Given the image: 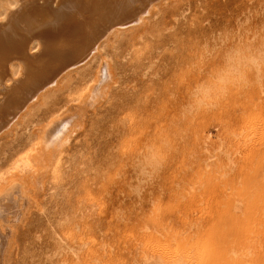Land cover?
Returning a JSON list of instances; mask_svg holds the SVG:
<instances>
[{"label": "rangeland", "instance_id": "374dc122", "mask_svg": "<svg viewBox=\"0 0 264 264\" xmlns=\"http://www.w3.org/2000/svg\"><path fill=\"white\" fill-rule=\"evenodd\" d=\"M60 1L0 26V172L39 144L59 156L0 184L17 200L0 264H264V72L214 87L231 54L264 52V0H97L86 18Z\"/></svg>", "mask_w": 264, "mask_h": 264}, {"label": "bare ground", "instance_id": "6f19581e", "mask_svg": "<svg viewBox=\"0 0 264 264\" xmlns=\"http://www.w3.org/2000/svg\"><path fill=\"white\" fill-rule=\"evenodd\" d=\"M20 1L23 2L25 0H20ZM20 1L19 0L13 1L10 4V6H8L7 9L3 11V13L1 14L2 19H6V22L4 20H1L0 26H3V27L7 26L8 29H14L15 28L14 30H16L17 22L15 19L12 20V13H14L17 10V8L23 4V3L20 4ZM57 1L58 0H33V3H27L26 5H23L20 8H22L21 12H23V10H25V6H27V5H29L30 7L40 6V7H46V8H48V10L49 9L55 10V7L52 6V4L54 2H57ZM96 1L97 0H81V1L78 0V2L74 6H72V9H75L77 7V4L79 3L78 10L74 14V16L77 18L85 17V14L87 12L91 13L92 10L90 9L91 8L90 6L92 5V3L95 5ZM102 1H103V3H105V0H102ZM60 2L61 1L59 0V4L62 3V2L61 3ZM40 7H35L34 10H33V8H31L30 12H34L36 9H40ZM125 11H126V8H125ZM125 11L123 12V14L126 13ZM149 13L150 12H148V14ZM148 14L146 16H143V17L148 18ZM57 20H58V17H57ZM24 22L26 24L25 28L27 30H32L35 32V29L37 28L36 29L37 35L39 37L41 36L46 41V39L48 38V35H47L48 32H46L44 30L47 29V20H42L40 18H35V17H26V20ZM68 25H71V22H69ZM123 27H126V26H123ZM25 28L22 25H20L21 30H25ZM119 28H121V27H119ZM51 37L52 36H50V38ZM6 41H7L6 39H2V40L0 39V64L1 65H5L7 63L9 56L12 54V51H14V47H11L12 45L5 44ZM33 42H37L39 44L40 41L38 42V40H35V41L33 40ZM37 43H36V45H37ZM16 47H18V45H16ZM26 47H27V45L25 46V48ZM101 48H102V45L100 44L98 47V50L90 58H92L94 55H96L98 52H100ZM15 50H18V48ZM19 50H20V52H22L23 48L19 47ZM25 53L27 54L28 57L32 56V53L30 52L29 48L26 49ZM64 55L69 56V53H66ZM90 87H91V82L86 85V88L89 90H90ZM10 96L14 97V96H18V94L15 92H11L9 97ZM0 116H2V115L0 114ZM1 124H2V122H1ZM48 135H49V132L48 131L45 132V134H43L41 137L42 140H43V138L47 137ZM207 135H206V139L208 137L210 139V134L208 135V137H207ZM205 141L208 142V140H205ZM204 144H205V142H204ZM58 159H59L58 154H56L55 150L52 149L51 147L46 146V145H41V144H39L37 146H32L28 150H26L25 152H22L21 154L16 156L13 160V164L9 168L0 172V184L3 183L4 181H6L10 177L9 182H8V184L10 185L12 182H14L15 179H19V178L21 179L24 175L27 176V174H29V173H34V174L35 173H49V174H51L55 171V166L57 165ZM12 191L13 190L5 193L4 197H0V216L1 217H6V213H5L6 211L10 212L11 210H13V209L16 210V208H17L16 207L17 200L13 198ZM0 235H1V231H0ZM3 239L4 238L0 237V254H1L2 249L4 248ZM181 262H182L181 258H176L172 262L166 260L165 262H162V264H179Z\"/></svg>", "mask_w": 264, "mask_h": 264}, {"label": "clouds", "instance_id": "9594fccd", "mask_svg": "<svg viewBox=\"0 0 264 264\" xmlns=\"http://www.w3.org/2000/svg\"><path fill=\"white\" fill-rule=\"evenodd\" d=\"M245 69H255L257 74L264 72V52L245 55L239 51L231 54L229 67L218 75L214 87L227 89V87L237 81L246 79ZM211 96V91L207 93Z\"/></svg>", "mask_w": 264, "mask_h": 264}]
</instances>
